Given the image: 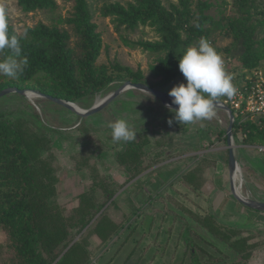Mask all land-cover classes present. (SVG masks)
Here are the masks:
<instances>
[{"label": "trees", "instance_id": "trees-1", "mask_svg": "<svg viewBox=\"0 0 264 264\" xmlns=\"http://www.w3.org/2000/svg\"><path fill=\"white\" fill-rule=\"evenodd\" d=\"M61 1L70 5L65 15L59 0H17L22 12L42 11L46 21L26 26L22 33L8 21L10 33L21 37L22 58L28 64L17 79L0 76V90L12 85L88 102L128 78L169 92L184 80L179 59L201 38H207L225 61L237 52L243 68L264 69V0L223 1L217 18L205 13L212 5L210 0H177L166 5L163 0H104L98 11L110 19L122 44L153 56L150 81L127 68H123L126 76H119L107 65L98 64L102 40L93 20L92 0ZM146 26L156 38L140 35ZM220 38L229 40V45L219 46ZM6 54L0 53V59ZM112 66L119 68L118 64ZM11 114L0 110V264H91L90 237L110 243L120 229L116 215L127 218L130 213L113 196L154 164L147 153L146 133H139L134 142H121V149L113 155L127 175L122 182L100 170L97 152L79 147L72 153L69 168L85 171L90 185L57 202L52 197L59 194L61 164L53 153L52 138L27 118ZM232 133L240 134L242 144H264V130L237 117ZM206 227L226 235L224 241L240 254L242 260L229 264H252L248 259L261 241H253V236L245 234L248 231L231 230L223 224L213 222Z\"/></svg>", "mask_w": 264, "mask_h": 264}, {"label": "rangeland", "instance_id": "rangeland-1", "mask_svg": "<svg viewBox=\"0 0 264 264\" xmlns=\"http://www.w3.org/2000/svg\"><path fill=\"white\" fill-rule=\"evenodd\" d=\"M103 1H91L93 20L102 40L97 63L107 65L113 74L126 76L123 68H127L136 75L143 74L150 81L149 65L153 56L122 44L110 19L98 11ZM169 1L177 2L163 0V3L166 5ZM210 1L212 5L205 9V13L217 18L223 10V1L231 4L232 0ZM59 3L63 6L62 14H67L70 5L63 4L61 0ZM0 7L5 8L9 23L18 33H22L26 26L46 21L42 11L22 12L17 0H0ZM143 29L140 35L144 39L156 38L150 27ZM218 44L226 47L229 40L220 38ZM233 53L231 56L228 54L230 58L226 60V68L235 82L242 83L241 77L249 76L254 70L243 68L236 59L237 52L235 57ZM113 64H118L122 71L114 68ZM261 65L264 67V60ZM126 80L131 81L125 78L122 82ZM121 83L108 87L102 96L93 101L76 102L83 109H89L95 100L105 97ZM147 95L135 89L125 90L106 111L83 119L50 100H29L38 95L29 99L16 93L3 95L0 97V110L10 111L12 117L27 118L33 126L52 138L53 153L58 155L61 164L57 183L59 194L52 197L57 202L70 199L77 191L90 185L91 180L85 171L69 168L72 153L79 147L88 146L100 155L99 166L103 173L117 181L126 180V173L118 168L113 158L115 151L121 149V142H112L108 122L124 117L134 126L137 135L146 133L149 140L147 153L149 158L155 159L153 166L125 183L113 196L125 203L130 212L127 218H117L121 222L120 229L113 237L114 241L123 237L120 245L131 237L125 249V257L130 254L129 261L137 260L139 264H201L206 260L210 264H229L242 260L240 254L224 241L226 235H217L206 227L215 222L231 230L248 231L245 234L253 236V241H261V246H256L248 262L264 264V211L242 212L230 200L225 147L228 121L225 112L217 109L212 120L187 125L173 121L169 125L168 120L173 118V113L159 100ZM233 138L242 175V194L264 201V153L251 146L246 149L240 147L239 133ZM112 241L102 244L96 236L90 237L91 264H95L96 257L99 259L103 253H111L110 258L113 259L118 255L116 247L114 250V246L108 247ZM211 257L214 259L207 260ZM117 261L122 264L120 258L114 263L117 264Z\"/></svg>", "mask_w": 264, "mask_h": 264}, {"label": "clouds", "instance_id": "clouds-1", "mask_svg": "<svg viewBox=\"0 0 264 264\" xmlns=\"http://www.w3.org/2000/svg\"><path fill=\"white\" fill-rule=\"evenodd\" d=\"M0 53H7L0 59V76L19 78L28 61L26 57L22 58L21 37L9 31L3 7H0ZM178 67L184 82L174 85L168 92L172 101L165 107L173 113V118L168 120L169 125L173 121L187 125L212 120L216 116L219 99L232 98L238 91L226 71L222 56L207 38H201L195 45L187 47ZM146 93L147 97H151V93ZM172 105L177 107L173 108ZM107 127L111 130L113 143H131L137 138L134 126L127 118L110 121Z\"/></svg>", "mask_w": 264, "mask_h": 264}, {"label": "water", "instance_id": "water-1", "mask_svg": "<svg viewBox=\"0 0 264 264\" xmlns=\"http://www.w3.org/2000/svg\"><path fill=\"white\" fill-rule=\"evenodd\" d=\"M128 89H135L141 92H144V91L149 92L152 94L151 96L158 99L162 103L163 106L170 105L172 101V97L168 95V92L155 88V87H151L142 82H132L130 80H126L122 82L115 90L111 91L108 95L101 98L102 99L101 105L91 110L83 109V107H81L79 103L76 101H70L64 98L54 97L46 93H41L37 90L27 89V88H18L16 86H8V87L1 89L0 97L3 95L9 94V93H16V94H19L20 96H23L29 99L27 93L32 92V93L37 94L38 97L35 98L34 100L32 99H29V100L31 101H35L38 99L50 100L68 109L74 115H76L79 119H83V118H87V117L94 116L97 114H101L102 112L106 111L107 108L111 105V103L117 98V96ZM96 101L97 100H95L93 105L96 103ZM78 107L82 109H79ZM172 107L175 108L177 106L172 105ZM217 109L223 110L228 117V124L225 130V137H226L225 147L227 148V171H228V185H229L228 189H229L230 200L233 206H236V208H238L242 212H248V211L250 212V211H257V210L264 211V201H261L259 199H250L252 201L251 203H245V202L241 203L239 202L236 196L235 175H236L237 169L238 168L240 169V167L237 161L236 149H235L236 145H235L233 133H232L234 115L231 109L227 105L223 104V102L220 99H219V102L217 103Z\"/></svg>", "mask_w": 264, "mask_h": 264}, {"label": "built area", "instance_id": "built-area-1", "mask_svg": "<svg viewBox=\"0 0 264 264\" xmlns=\"http://www.w3.org/2000/svg\"><path fill=\"white\" fill-rule=\"evenodd\" d=\"M224 64L226 68L225 60ZM241 78L242 83L232 79L237 93L232 98L223 97L220 100L231 109L234 119L237 117L240 122H249L264 130V69H255L249 76ZM253 147L257 152L264 153V144Z\"/></svg>", "mask_w": 264, "mask_h": 264}, {"label": "crops", "instance_id": "crops-1", "mask_svg": "<svg viewBox=\"0 0 264 264\" xmlns=\"http://www.w3.org/2000/svg\"><path fill=\"white\" fill-rule=\"evenodd\" d=\"M227 116V115H226ZM240 147H243L244 149H246L247 147H249V146H251V147H253V145H245V144H241V145H239ZM254 148V147H253ZM117 218H119L120 217V215H117L116 216ZM121 219V218H120ZM136 232H134V234H135ZM121 239H123V237L121 236V238L120 239H118V240H113L112 241V243L108 246V247H110V246H114V248L112 249V250H114L115 249V247H116V253L117 252H119L118 253V255L113 259V258H110V255H111V253H106V254H102L100 257H99V259H97V257H96V259H95V264H116V263H114L115 262V260L116 259H121V261H122V264H139V262L137 261V260H133V261H129L128 259H129V256H130V254L129 255H127L126 257H125V255H126V253H125V249H126V247L128 246V243H129V241H130V239H131V237H128L126 240V242H124L122 245H120L121 244ZM132 240H134V239H132ZM140 240V239H139ZM118 243V244H117ZM120 245V246H119ZM107 246H105V247H107ZM104 247V248H105ZM112 248V247H111ZM129 249H127V251H128ZM125 257V258H124ZM117 264H120V261H117Z\"/></svg>", "mask_w": 264, "mask_h": 264}, {"label": "bare ground", "instance_id": "bare-ground-1", "mask_svg": "<svg viewBox=\"0 0 264 264\" xmlns=\"http://www.w3.org/2000/svg\"><path fill=\"white\" fill-rule=\"evenodd\" d=\"M27 95H28V97H34V96H36L35 95V93H30V92H28L27 93ZM33 99V98H32ZM101 103H102V99H98L97 101H96V103L92 106V107H90L89 109L91 110V109H95V108H97V107H99L100 105H101ZM79 109H81V108H79ZM89 109H85V110H89ZM244 178V177H243ZM235 181H236V188H235V191H236V196H237V198H238V200H239V202H241V203H243V202H245V203H251L252 201L250 200V198H246L243 194H242V190H241V187H242V175H241V173H240V169L238 168L237 169V172H236V175H235Z\"/></svg>", "mask_w": 264, "mask_h": 264}]
</instances>
